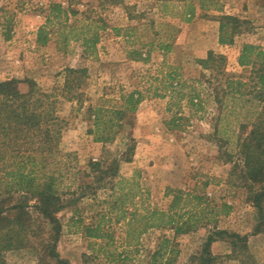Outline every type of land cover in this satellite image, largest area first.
Wrapping results in <instances>:
<instances>
[{
  "label": "rangeland",
  "instance_id": "obj_1",
  "mask_svg": "<svg viewBox=\"0 0 264 264\" xmlns=\"http://www.w3.org/2000/svg\"><path fill=\"white\" fill-rule=\"evenodd\" d=\"M104 1L0 0V81L17 79L23 92L33 81L40 90L59 95L58 114L65 127L54 167L62 197L71 199L73 192L75 197L80 195L79 185L90 181L82 179L90 160L117 158L115 182L127 181L114 190L98 189L95 195L88 191L76 205L58 213L60 256L71 264H149L162 239L173 238V231L152 229L139 243H129L127 220L118 223L116 212L108 214L110 204L121 194H129L128 213L167 210L169 189H182L205 193L211 206L193 232L180 235L171 244L178 250L173 264H190L215 225L248 236L249 247L247 253L233 256L227 241L215 242L212 251L218 256L217 264H264V233L253 234L258 220L251 195L258 187L232 173L235 166L242 165L240 138L250 133L260 112L264 116V94L256 99L261 90L253 68L238 63L245 43L258 46L264 54V0H201L204 8L199 7L200 0H194L197 12L189 22L183 19L184 4L178 2L165 10L158 0ZM55 3L76 9L78 26L85 16L103 19L106 28L100 31L95 53L85 52L79 41L64 44L58 35L63 28L59 24L49 27L52 38L45 46L37 44V31ZM225 16L237 19L228 29L237 26L238 33L233 44L221 45L220 23ZM73 22L70 17L68 23ZM161 43L169 49L161 50ZM135 49L142 52L144 61L131 57ZM209 51L223 55L226 63L217 60L212 68H203L199 61ZM68 67L87 70L81 104L60 95ZM227 80L242 81L244 96L231 92ZM134 90L141 91L144 100L124 120L115 143L94 142L88 134L93 123L88 108L102 100L114 103L121 93ZM196 95L202 103L200 109L189 102ZM131 139L135 149L127 156ZM2 175L0 167V194L6 186ZM223 204L231 209L222 211ZM214 206L218 209L212 215ZM102 213L111 219L106 229L112 237L87 240L84 228L96 223ZM39 251H10L6 259L8 264H38Z\"/></svg>",
  "mask_w": 264,
  "mask_h": 264
},
{
  "label": "trees",
  "instance_id": "obj_2",
  "mask_svg": "<svg viewBox=\"0 0 264 264\" xmlns=\"http://www.w3.org/2000/svg\"><path fill=\"white\" fill-rule=\"evenodd\" d=\"M122 0H105L103 3L119 4ZM163 9L170 3L184 4L183 19L191 21L197 12L194 0H158ZM199 7L204 8L202 1ZM80 13L76 9L65 8L61 4H51L45 25L37 31L36 42L45 46L52 38L51 25L59 24L58 35L64 44L70 41H79L85 52L95 53L100 40V31L106 25L100 17H87L80 21ZM70 17L74 22L68 23ZM220 23L219 43L228 45L234 43V36L238 33L237 26L230 22H237L232 17H222ZM225 20H227L225 22ZM233 23V22H232ZM161 50H168L169 46L160 44ZM134 60L144 61L142 52L135 49L131 52ZM226 63L223 55L209 51L206 59L199 61L203 68H212L214 63ZM238 63L241 67H252L253 78L257 79L261 93L264 94V54L256 45L245 43L242 46ZM261 63V67L257 65ZM87 70L85 68L65 69L64 84L61 94L68 100L82 103V88L86 83ZM173 74H169V77ZM20 81L9 79L0 81V167L2 168V182L5 189L0 194V264H8L6 253L33 248L40 250L38 264H71L60 256L58 242L61 236L62 225L58 213L68 206L76 205L80 199L87 196L88 191L95 195L98 189L110 187L111 190L126 183L118 176L119 161L90 160L87 169L82 174V179L90 181L79 185L80 195L72 193L71 199H64L59 191V176L55 172L56 156L61 154L59 149L65 121L58 114V94L47 93L40 90L37 84L29 81V90L21 91ZM231 92L244 96L241 91L244 87L242 81L227 80ZM199 96H190V105L202 108ZM141 91L134 90L121 93L114 103L102 100L98 105L88 108L92 127L88 134L94 142L104 146L112 145L117 140L123 129L124 120L137 112L143 102ZM197 100V101H194ZM109 103V104H108ZM112 103V104H110ZM263 112V111H262ZM260 112L252 125L250 133L245 138H240L239 154L242 165H237L232 173H237L249 185L258 187L252 192L251 202L256 209L258 223L253 234L264 233V116ZM128 145L126 155L134 151V140ZM130 157L126 160L130 161ZM84 181V180H83ZM75 195V196H74ZM129 194H121L110 204L109 213L116 212L117 222L127 220L126 238L129 243H139L143 234L151 229L171 230L173 238L164 237L159 247L153 252L149 264H173L178 250L171 246L177 237L193 232L204 220L211 206L209 197L205 193L185 191L182 189H169L167 196L171 197L167 210L145 209L139 215L136 211L128 213L125 205L129 201ZM136 196V195H133ZM34 201L33 205L30 202ZM30 208L35 210L38 218H34ZM210 214L218 208L213 207ZM227 212L229 205L223 204L220 208ZM102 213L96 223L84 228L85 236L89 239L111 238V233L106 229L111 220L109 215ZM129 214V217L127 216ZM212 214V215H213ZM214 219V223H216ZM38 223V225H37ZM138 224V225H136ZM210 223H206L209 225ZM227 241L231 247L232 255L247 253L248 236H241L224 229L213 226L202 243L201 250L190 258V264H217L218 256L212 251V246L217 241ZM38 244V247L34 245Z\"/></svg>",
  "mask_w": 264,
  "mask_h": 264
},
{
  "label": "crops",
  "instance_id": "obj_3",
  "mask_svg": "<svg viewBox=\"0 0 264 264\" xmlns=\"http://www.w3.org/2000/svg\"><path fill=\"white\" fill-rule=\"evenodd\" d=\"M151 230H152V229H151ZM157 230H163V229H157ZM85 238H86L87 240H91V239L87 238L86 236H85ZM168 238H170V237H168Z\"/></svg>",
  "mask_w": 264,
  "mask_h": 264
}]
</instances>
